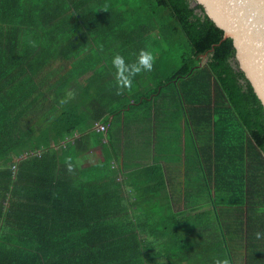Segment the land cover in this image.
Instances as JSON below:
<instances>
[{"label":"trees","instance_id":"1","mask_svg":"<svg viewBox=\"0 0 264 264\" xmlns=\"http://www.w3.org/2000/svg\"><path fill=\"white\" fill-rule=\"evenodd\" d=\"M162 40L181 50L168 78L158 65ZM141 49L153 54V71L116 95L114 56L131 64ZM191 91L198 102L187 101ZM68 92L74 99L61 106ZM124 100L152 115V135L145 134V146L131 157L120 125ZM158 102L169 110L174 105L177 130L183 123L198 140V147L181 150L178 135L174 144L177 154L194 152L208 172V190L222 176L221 152L240 141L238 166L230 168L242 170L246 192L245 175L264 169V107L238 69L232 39L224 40L201 5L0 0V264H207L215 256L201 245L194 250L200 253L189 249L198 231L220 218L214 212L204 223L191 222L183 196L170 191L169 200L164 174L156 177L163 168L154 134L168 114ZM219 122L224 129L216 128ZM96 123L108 125L107 132L98 133ZM200 130L207 135L202 147ZM225 132L232 142L219 141ZM97 145L105 160L83 167ZM184 164L175 165L182 174ZM224 252L232 259L231 249Z\"/></svg>","mask_w":264,"mask_h":264},{"label":"crops","instance_id":"2","mask_svg":"<svg viewBox=\"0 0 264 264\" xmlns=\"http://www.w3.org/2000/svg\"><path fill=\"white\" fill-rule=\"evenodd\" d=\"M77 43L78 41L73 44L78 46ZM93 45H100V43H96L95 41ZM124 103L128 104V108L123 114V119L120 120V125L125 127L124 131L128 139L127 147L130 149L129 154L131 155L129 156L131 157L135 152L134 149L141 148L142 145L145 146V134L148 136L152 135L153 125H150L152 115H150L149 109L143 110L137 106H132L133 102L128 103L127 100H124ZM158 105L164 111H167L164 108L168 109L167 118L164 119V116L160 118L161 130L158 129V132L154 134V150L157 151L158 158L160 159L157 165L163 168V171L157 169L156 177L158 178L161 173L164 174L167 185V189L164 191L166 196L169 200L171 199L170 191L178 197L183 196V199H185L183 202V208H185L184 216L191 220V222L199 220L204 223V217L214 212L215 216L220 218V222L216 221L214 224L198 231V238L192 243V246L195 247L190 248V252H194V254L200 253L201 250L198 252L194 250L198 245H201L200 247L204 248V254L215 255L214 257H209L211 260H208L207 263L213 264L215 258L223 259L225 255L230 258V255L227 254L228 252L225 254L224 250L230 252L231 249L233 257L231 256L232 259L230 260L232 264H264V239H255L257 231L264 233V213L258 214L256 211L258 208L264 207V187L261 189L255 183V180H260L261 177L264 180V169H251L253 176L250 177V173L245 175L247 178V193L243 191L242 170L237 169L233 172L232 169L238 166V162L233 163V161H239L240 157V141H236V145H233L230 151L226 153L221 152L222 161L217 174L222 176L216 182L217 189L214 186L208 190V172L206 169H202L194 152L192 155L191 153L187 155L184 152L177 154L174 144L175 138L178 135L180 137L178 144H180L181 150H186V148L193 147V145L198 147V140L196 137L189 135L183 123L180 125V130H177V124L174 120V105L171 106L170 110L168 108L169 104L165 107L161 105V102H158ZM216 128L222 130L224 129V125L219 122L216 124ZM165 134L167 141L164 139ZM198 134L199 147L205 146L207 143L205 131L202 133L200 130ZM232 138L225 132L224 137L219 141L223 142L231 139L232 142ZM105 156L104 146L97 145L83 159V167L98 164L105 160ZM180 160H183L185 163L183 174L182 170L178 172L175 168L176 161ZM230 165L232 168H230ZM254 166L256 167L257 164L255 163ZM254 187L255 192L253 193ZM132 195H130L129 199L130 204L135 202ZM256 195H259V197ZM162 204H164L163 201ZM224 219L226 220L224 221ZM223 224L227 229V242H224L225 231L222 230Z\"/></svg>","mask_w":264,"mask_h":264},{"label":"water","instance_id":"3","mask_svg":"<svg viewBox=\"0 0 264 264\" xmlns=\"http://www.w3.org/2000/svg\"><path fill=\"white\" fill-rule=\"evenodd\" d=\"M232 39L235 60L264 107V0H193Z\"/></svg>","mask_w":264,"mask_h":264},{"label":"clouds","instance_id":"4","mask_svg":"<svg viewBox=\"0 0 264 264\" xmlns=\"http://www.w3.org/2000/svg\"><path fill=\"white\" fill-rule=\"evenodd\" d=\"M155 58L153 54L146 50L141 49L136 57L134 63H126L123 56L116 54L112 60V65L116 69L114 78L117 86L116 95H123L125 90L131 91L133 80L136 76L144 72H151L154 68ZM75 94L68 92L66 97L60 100V105L68 103L69 100L74 99ZM69 172L72 171L71 164H68ZM257 213H264V207L258 208ZM255 239L261 240L264 239V233L257 231L255 233ZM213 264H232V261L225 255V258H215Z\"/></svg>","mask_w":264,"mask_h":264},{"label":"rangeland","instance_id":"5","mask_svg":"<svg viewBox=\"0 0 264 264\" xmlns=\"http://www.w3.org/2000/svg\"><path fill=\"white\" fill-rule=\"evenodd\" d=\"M122 5H123V3H122ZM143 25H145V24H143ZM112 31H109V32H112ZM114 36H115L114 33L113 34L110 33V37L111 38H114ZM153 41L154 40H149V43H152ZM160 42H161V46L160 47L163 48L164 51L166 49L165 55L162 57V59L160 61H158V65H160L161 73H162V75L160 77L168 78V77H170V75L173 74V72H174L173 69L176 68L177 66H179V64H180L179 54H180L181 50H179V49L175 50L174 43H171L169 40H162ZM207 57H208V55L203 56V59H204L205 62L207 60ZM199 91H202V90H199ZM195 93H196V91H195ZM197 98H198V96L197 95L195 96L194 92H192V91L188 95H186L187 101H190V102H198ZM235 132H236V129H235ZM236 135H237V132H236ZM251 176H253V174H252V172L250 170V177ZM255 183L261 189L264 187V180H263L262 177H261L260 180H255ZM253 190H254L253 191V193H254L255 192V187H254ZM256 196L259 197V195H256ZM260 199H262V198H260Z\"/></svg>","mask_w":264,"mask_h":264},{"label":"built area","instance_id":"6","mask_svg":"<svg viewBox=\"0 0 264 264\" xmlns=\"http://www.w3.org/2000/svg\"><path fill=\"white\" fill-rule=\"evenodd\" d=\"M94 129H95L98 133L105 134V133L107 132L108 125H106V124H101V123H96L95 126H94Z\"/></svg>","mask_w":264,"mask_h":264}]
</instances>
